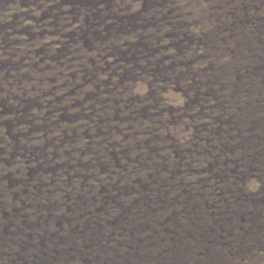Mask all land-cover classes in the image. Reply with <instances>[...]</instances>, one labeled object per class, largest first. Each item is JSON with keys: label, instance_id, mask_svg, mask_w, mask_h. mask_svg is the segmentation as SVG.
I'll return each mask as SVG.
<instances>
[{"label": "trees", "instance_id": "obj_1", "mask_svg": "<svg viewBox=\"0 0 264 264\" xmlns=\"http://www.w3.org/2000/svg\"><path fill=\"white\" fill-rule=\"evenodd\" d=\"M148 240L264 264V0H0V264Z\"/></svg>", "mask_w": 264, "mask_h": 264}, {"label": "rangeland", "instance_id": "obj_2", "mask_svg": "<svg viewBox=\"0 0 264 264\" xmlns=\"http://www.w3.org/2000/svg\"><path fill=\"white\" fill-rule=\"evenodd\" d=\"M134 222L135 220L133 219L131 221V224ZM56 237H59V235H55V239H57ZM46 238H48V235L46 236ZM133 239H134V236L132 240ZM48 247H50V245ZM156 247H157L156 245L151 247L149 240L145 241L142 243V246H138L136 249H133L132 252H130L128 255H126L125 252L123 253L122 256L119 255L118 259L116 260V264H123L122 260L125 257L127 259L129 257V259L132 261L133 264H149V263L151 264V255H153V250H156Z\"/></svg>", "mask_w": 264, "mask_h": 264}]
</instances>
